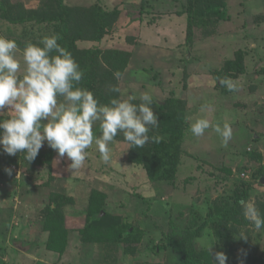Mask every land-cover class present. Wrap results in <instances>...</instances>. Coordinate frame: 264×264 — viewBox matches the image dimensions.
I'll use <instances>...</instances> for the list:
<instances>
[{
	"label": "rangeland",
	"instance_id": "rangeland-1",
	"mask_svg": "<svg viewBox=\"0 0 264 264\" xmlns=\"http://www.w3.org/2000/svg\"><path fill=\"white\" fill-rule=\"evenodd\" d=\"M13 1H22L28 7L38 3V0ZM67 1L84 3L82 0ZM186 1L118 0L122 12L112 33L100 42H80L79 47L97 44L102 50H127L130 59L119 79L121 92L125 94L122 98H127L131 91H149L153 100L159 102L176 97L185 102L189 126L200 117H207L213 125L230 124L233 137L228 145L223 146L213 128L199 138L187 128L182 141L177 186L150 183L142 166L126 161L130 147L127 142H111V160L107 164L93 144L87 150L84 167L74 172L68 168L71 161L59 157L56 152L51 177L48 172H25L18 162L13 167L12 158L21 153L10 156L0 151V264H96L97 249L94 251L82 243L76 232L84 221L88 193L93 188L109 194L110 211L133 216L136 222L142 221L143 216L137 214L139 198L131 194L133 190L145 196L162 192L153 197L162 202L165 210L172 208L173 201L190 202L188 197L203 209L207 198L228 196L235 184L242 182L254 183L250 201L255 203L263 198L264 179L260 178L258 170L264 167V18L258 20L255 15L264 14V0H227L230 17L213 22L208 29L195 27L192 40H188ZM108 3L109 8L115 5L113 0ZM23 28L24 25L14 26L0 20V36L9 38ZM31 29L35 36L44 30L41 27ZM22 52L17 49L16 53L21 61ZM239 55L244 59L245 69L228 77L239 86V91L234 93L220 85L214 72ZM204 104L209 105L207 112L200 111ZM152 106L157 113V105L153 103ZM96 126L99 128L98 123L93 126L94 135L99 136ZM248 153L260 155V158H252ZM9 168L11 175L6 172ZM54 191H65L76 198L75 204L66 208L70 240L62 256L46 248V233L31 243L38 246L35 250L29 247L30 243L21 244V236L18 237L29 230L31 223L36 226L32 228L35 233L41 232L37 209L48 202L50 192ZM210 235L201 237L200 243L212 244ZM252 237L255 247L264 250V230H256ZM156 242L147 238L136 258L118 253L122 258L117 262L101 264H165L166 256H156L147 248Z\"/></svg>",
	"mask_w": 264,
	"mask_h": 264
},
{
	"label": "trees",
	"instance_id": "trees-1",
	"mask_svg": "<svg viewBox=\"0 0 264 264\" xmlns=\"http://www.w3.org/2000/svg\"><path fill=\"white\" fill-rule=\"evenodd\" d=\"M113 1L115 5L109 8L108 0H82L84 3L79 4L69 3L67 0H38L35 7H28L22 1L0 0V20L14 26L24 25L22 32H15L9 37L17 42L19 50H23L27 42L39 43L44 35L57 34L60 37L58 42L72 53L83 71V78L78 86L93 92L101 104H107L112 97L119 95L111 92L110 87L118 85L120 88V80H116L114 73L119 71L123 75L130 52L117 48L102 50L97 44L80 48L79 43L100 42L112 33L122 12V4L118 0ZM140 6L142 10L143 3ZM184 12L188 21V40H192L195 27L208 29L213 22L230 17L227 0H187ZM260 18H264L263 13L255 15V19ZM39 26L44 30L37 36L32 35L33 30L30 28L40 29ZM238 57L227 60L220 70L214 72L216 77L228 78L242 73L245 69L244 59L242 55ZM134 103H140L139 99ZM153 103L158 107V112L154 113L160 123L158 128L150 131L149 136L158 135L161 141L155 143L150 140L142 148H129L126 161L134 166H142L148 180L155 186L162 182L177 186L176 176L183 152L182 141L185 130L189 128L185 102L171 97L163 102L153 100ZM9 115L10 112L0 113V119H7ZM97 129L100 136L101 132ZM114 141L126 142L123 134H118ZM248 155L260 158L255 153ZM55 156L56 151L45 141L34 160H25L21 153L19 157H13L12 161L13 164L20 163L25 172H48L51 177ZM13 167H16L15 164ZM228 171L231 173L230 169ZM258 173L264 179V167ZM257 183L261 185L260 181ZM253 186L252 182L236 183L233 192L228 196H217L212 200L207 198L203 209L192 203V198L188 197L190 202L173 201L172 208L165 210L161 201L154 200L153 196L159 193L145 196L133 190L131 194L139 198L137 214L143 216L140 222H136L133 216L110 211L109 194L93 188L88 193L84 221L76 232L82 243L92 247L94 251L97 249L99 257L96 264L117 262L122 258L118 253L136 258L147 238L152 242L157 240L147 248L156 256H166L165 264H212V255L206 250L212 245L213 254L216 251L227 254V264H264V250L259 251L252 240L256 230L244 219L238 203L240 200H249ZM161 194L162 192L159 195ZM75 202L74 195L65 191L50 192L48 202L37 209L41 232L35 233L32 228L36 226L31 223L29 230L23 231L26 234L18 235L21 236V244L26 246L30 243L29 247L35 250L38 246L31 243L42 233H46V248L57 252L59 256L65 254L70 240L66 208ZM255 205L264 216V196L255 200ZM241 232L248 235L246 241L239 238ZM204 235L212 236V244L208 243L206 246L200 243Z\"/></svg>",
	"mask_w": 264,
	"mask_h": 264
},
{
	"label": "clouds",
	"instance_id": "clouds-1",
	"mask_svg": "<svg viewBox=\"0 0 264 264\" xmlns=\"http://www.w3.org/2000/svg\"><path fill=\"white\" fill-rule=\"evenodd\" d=\"M59 39L57 34H52L43 36L39 43L27 42L21 61L16 56L17 42L0 36V113L10 112L9 118L0 119V151L10 156L23 153L24 159L30 162L46 141L59 157L71 161L68 168L74 172L84 167L87 150L93 144L101 160L109 163V145L118 134H123L129 148H142L150 140L159 143L160 136H149L160 123L153 111L151 93L131 91L127 98H122L125 94L118 85H113L110 91L119 95L101 104L93 92L78 86L83 71ZM121 75L119 71L114 73L117 81ZM219 83L229 92L239 91L231 78H220ZM137 99L138 104L134 103ZM208 110V104L200 108L201 112ZM97 123L100 136H95L93 131ZM209 128H213L225 147L233 137L230 124L213 125L207 117L197 118L189 126L197 138ZM6 172L11 175L12 170L9 168ZM238 203L244 219L255 230L264 229V216L255 203L250 200ZM239 238L246 241L248 235L241 232ZM206 250L212 255V264H227L224 251L213 254V245Z\"/></svg>",
	"mask_w": 264,
	"mask_h": 264
}]
</instances>
